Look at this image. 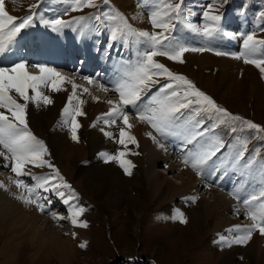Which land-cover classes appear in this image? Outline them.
<instances>
[{"label": "rangeland", "instance_id": "374dc122", "mask_svg": "<svg viewBox=\"0 0 264 264\" xmlns=\"http://www.w3.org/2000/svg\"><path fill=\"white\" fill-rule=\"evenodd\" d=\"M143 1L145 2L144 6L141 5ZM15 2L21 7L15 15L17 17L28 15L29 6L37 3L39 4V7L33 9L34 12L36 11V17L33 23H42V20H53L56 18L72 21L74 17L81 16L85 18L82 22L95 20L96 23L95 16L99 15L102 20L99 21L100 24H95V27L106 38H112V31L114 28L117 26L122 27L119 21H110L107 19L108 15L114 14V10H118L122 13L123 16L127 18L132 28L137 31H158V29L152 28L149 20V15L152 10L151 0H108L107 4L104 3V0H97L96 8H84L82 11L76 12L68 10L69 3H66L65 6L68 8L67 12L64 7L54 3L53 7L55 10L61 7L58 9L60 13H53L48 16V12L46 11L48 7L45 8L48 4V0H15ZM176 2H179V0H176ZM241 3L244 7L238 8ZM209 4L212 5L215 14L221 15V27L224 24L223 29L228 34V36H223L228 38V41H222L216 44L217 40L213 36L211 38H205L198 33H193L184 25L177 24L175 31L172 33V36L177 41L192 47H205L211 50L202 53L186 52L183 56V63L170 61L165 57H156V59L160 63L165 64V66L174 73L186 76L197 88L210 96L220 107L225 108L233 115L240 116L245 120H250L264 127V76H262L260 71L252 64H245L243 60H236L230 56H218L215 54V51L232 53L242 50L243 37L254 30H251V27L259 28V23H257L259 17L254 16V13L255 11L260 15L264 13V0L185 1L183 3V13L186 21L197 26L203 25L205 23L203 13ZM225 11L230 13L225 15L221 14ZM105 13L107 14L105 15ZM230 19L237 25L242 23L238 26L241 29L239 28L238 31L235 29L236 27L230 29L229 25L232 26L233 24L227 23L230 22ZM245 20L249 25H247V29L243 26L245 25L243 24ZM74 23L75 22L71 25ZM43 30L45 29L43 28ZM261 34L264 36V29H262ZM256 36L258 37V34H256ZM209 40H211V44H209ZM115 41H117V43L114 42L113 46L122 43L128 47L130 52L136 55L148 49V45L143 42V38L138 42L137 37L128 35L126 32L125 34H119ZM91 42L95 43L91 48H94V46L95 48L98 47V49L96 48L95 50L98 51V56H102L105 51L104 43L106 41L101 40V36L99 35L89 36L85 42L86 48H88ZM111 43L112 40H108L107 47ZM119 48L121 50H119ZM119 48L113 51L118 53L120 58L124 57L125 60L127 58V60L133 58L129 56V52L124 50L121 45H119ZM108 54L110 56V53ZM12 57L13 54L8 43L6 50L0 53V67H11L14 64ZM135 61H137V59H135ZM110 63L112 64L111 61ZM114 65L123 70L120 61H114ZM34 66H29L27 70L38 72V69ZM52 68L56 69V67ZM96 72L97 71L93 69L91 74L90 72L86 73V77L91 78V75L94 76ZM59 73L70 77L75 76L69 72ZM101 78H104L103 80L105 83L109 81L113 82V84L120 79L119 77H114L113 80H110V76L107 75H103ZM157 79H159L160 83L152 86V88L154 87L152 90L153 94L167 82L165 78ZM82 80L85 81L84 78ZM93 80L98 83L102 81L97 78H93ZM76 83L83 84L80 81ZM78 86V89L86 88V85ZM63 88L65 90L60 92H53L50 88L42 89L45 95H48L53 101L52 104L54 105L55 117L53 122H50V120L45 117H39L40 119L38 118L36 122L32 121L29 107L27 108V119L33 134L38 139L43 140L48 148L49 155L46 156L45 159L50 160V162L59 169L60 174L77 193L78 199H74L70 203L78 205L86 210L79 219L81 221H87L88 227H73L71 222L67 219L69 205L65 204L55 193H43L41 190V195L46 197L50 196L48 197L50 204L46 201V207L48 205L50 208H48L47 212L42 213L39 211L40 215H42V220L38 221V226L40 224L43 225L40 230L48 239L52 237L59 238L62 234L60 240L70 246L65 252V257L57 258L52 255L45 258L44 252L42 250L40 251L38 247L34 249L31 241L24 237L25 230H22V232L20 231V233L23 234L13 239L10 225L13 226V223H19V220L16 219L17 214H6V212L5 214H0V252L6 241L9 240L10 244L7 252L0 254V264H264L263 255L259 254L258 260H256L251 258L250 253H247L246 249H248L250 241L246 245L232 244L231 247L226 246V242L242 234L239 232H230L228 229L236 224L248 225L243 222L247 219H234L232 224L222 226L221 228L215 225L214 220H211L212 222L210 223H206V225L202 222L195 223L190 214H197L196 210L199 208L200 204L204 203L203 197H208L205 192L207 190L206 187H199L198 191H196L198 195L186 197L178 195V192L171 189L172 183H177L178 180L173 177V174L167 175L166 168H168V163L176 162V164H184L182 162L183 153L187 154V150L185 152L182 151V153L179 152V154L177 153L179 150L176 151V149H180V146H183V142L179 138L171 136L161 137L155 134L158 136V142L164 145V150L170 154V156L168 157V163L162 165L158 164L157 171L159 174H162V176L157 180L156 189L154 188V190H151L146 177L147 172L145 169L147 164L145 163L144 168L143 166L141 168L137 160L139 157L144 158L148 151H142V156L129 154L131 156L129 160L132 161L135 167L131 169V175H126L116 162L105 163L104 158L100 155L102 152L115 154L116 152L112 151V148L115 147L113 146L114 143L123 150V146L117 143L119 139L118 132L115 134L113 133V138L107 137V141L91 148L89 142L91 138L90 135L92 134L91 129L93 123L97 121V117L101 115H95V112L90 111V109L85 113V96L81 94H79V97L84 101L81 108L85 115L77 117V121L81 125L77 130V135L79 137L78 142L72 140L70 127L62 123L63 118L61 116L63 108L68 103V96L71 94L72 87L68 88L67 83H65L63 84ZM113 88L114 87H107L108 91L102 90L106 95H109V97L104 98L105 104L108 106H111V104L107 103V101L115 98L116 101L114 102H117L119 99L115 92H109V90ZM61 94H64L66 100H61ZM151 96L152 95H149L147 97L146 102ZM143 102V104H139L141 110L146 104L145 100ZM75 104H77V101L73 100V105ZM128 109V113L131 114H128L129 119H135L137 109L132 106H129ZM44 112L47 113V110ZM106 112H108L107 109L104 113ZM102 122V120L97 121L95 128H100ZM208 123L210 124L211 121H208ZM236 127L238 129L236 133H232L223 125L215 130L216 134L223 139L227 146L222 149V155H226L222 158V161H220L219 164H216V161L213 163L214 168L218 165L223 169L227 181L229 180L227 186H230L232 184L231 181L235 180V187H228L223 190L222 187L224 186L222 183L225 182L222 181V179H224V176L221 178L217 176L208 178L207 184L210 185V183L212 184L213 182L212 187L222 189V191H219L223 193L228 192L227 194H230V197L226 196L238 204L240 208H244L242 200L247 198L250 194L258 193L261 188H264V139L260 138L264 136V133H257L255 130H249L247 128L241 130L242 126L238 122ZM57 140L61 141L62 146L66 143L67 147L62 153L59 152V147L55 145L57 144ZM179 140L181 141L180 144L177 142ZM244 141H247V151L245 153L246 161L251 159L254 161L253 165L255 164V168L251 166L253 169L250 170V172L247 171L249 168L243 167L246 161H242L240 164H234L236 152L238 150H243ZM128 146L130 147V145ZM187 147L188 149H192L193 146L188 145ZM0 150H3L2 147H0ZM130 150L132 152H137L133 151L131 148ZM257 162L261 163V169L256 166ZM97 166L100 167V169H97ZM109 168H113L116 173ZM6 169L11 172L10 166L4 167V162L0 163V172ZM101 169L102 171H100ZM28 170L41 176L49 174L52 171L47 167L34 168L31 165L28 166ZM243 170L245 172L241 174ZM87 173H94V176L97 177L96 181L99 182L98 184H102L106 182V180L116 177V175L117 177L120 176V182L112 185V193L109 195L105 187H90L89 184H87ZM193 173L197 175L194 170ZM197 176H200L201 180L205 179L204 174ZM165 177H169L168 186H165L166 188L164 191H160L159 184ZM10 178H15L12 172L10 174L0 173V179L7 180L18 189ZM22 179H25V182L28 183L31 182L32 178L22 177ZM1 183L4 185V182ZM29 185L33 186L34 183ZM62 190L65 191L67 195V190ZM233 193L239 195L241 199L239 201L235 199ZM193 196L198 197L195 202L189 199ZM60 208L61 210L59 213H61L65 219L55 220L52 225L46 223L49 227L46 228L43 216L45 215L47 217L49 214H57L58 212H53V210H58ZM177 209L184 214L187 223H181L178 219L172 218ZM221 216L225 218V215L222 213ZM58 229H61L60 235ZM76 230L79 235L73 238L70 235ZM257 232L253 233V237ZM221 236L225 238V241H221ZM81 243H86V247L81 248L79 246ZM136 254L142 256L138 263L127 261L124 258ZM229 260H231L230 263H227Z\"/></svg>", "mask_w": 264, "mask_h": 264}, {"label": "snow or ice", "instance_id": "6c2138e0", "mask_svg": "<svg viewBox=\"0 0 264 264\" xmlns=\"http://www.w3.org/2000/svg\"><path fill=\"white\" fill-rule=\"evenodd\" d=\"M15 3V0H13ZM69 9L73 12L82 11L84 8H96L97 0H68ZM107 4L108 0H104ZM183 0H151V12L149 20L153 29L158 31H137L128 23L127 18L118 10H114L113 15H108L110 21H119L121 26H117L112 31V39L116 40L119 34L134 35L138 42L143 38V42L148 45V49L138 54L137 61L130 65L124 71L120 79L115 84L113 91L118 95L119 101H107L112 107L101 116L97 117V121H103L106 125H115L117 121H121L119 128V139L117 143L123 146V150L115 154L102 152L100 155L104 158L105 163L116 162L123 169L126 175H131V169L135 167L131 160L126 157L138 155L132 152L128 145H138V141L131 134L132 124L129 122V115L125 109L132 106L137 109L136 118L150 125L156 134L161 137H176L183 142V146L187 149L188 145H192V149H187V154L182 157L183 163L190 166L197 175H201L203 168L214 157L221 152L227 145L223 139L216 134L215 130L220 126H226L232 133L237 132V122L243 128L255 130L257 133H264V127L244 118L233 115L225 108L220 107L216 102L182 74L171 71L165 64L160 63L156 57H165L170 61L183 63V56L186 52H204L205 47H192L185 43L177 41L172 33L175 31L177 24L184 25L193 33H198L205 38L212 37L215 33L221 31L220 21L221 15L215 14L212 5H207L203 13L205 23L197 26L188 23L182 10ZM39 7V4L29 6V14L23 17L11 15L6 9L5 0H0V53L6 50L8 43L22 32V30L32 26L36 13L33 9ZM67 11V10H66ZM264 18V13H261ZM85 19L83 16L74 17L72 21L64 19L42 20L47 26L54 31H60L69 27L73 22L79 23ZM95 19L99 20L100 16L96 15ZM231 35V34H229ZM234 38V37H233ZM218 56H230L236 60H243L245 64L254 65L264 76V39L257 38L256 34L250 33L243 37V48L239 52H221L215 51ZM29 65L25 62L13 64L11 67H0V157L6 162L4 167H9L14 174L12 182L15 186L23 191L17 196L25 204L35 205L40 212H45L46 201L48 197L41 195L43 193H55L65 204L69 205L67 219L73 227L87 228V221H81L80 216L86 211L78 205L71 204L74 199H78V195L72 186L65 180L57 169L48 159V148L43 140L38 139L31 131L27 119V108L29 102H35L39 107L41 103L44 105L52 104V99L45 95L42 89L50 88L53 92L64 91L63 84H71L72 91L68 96V103L62 110V123L68 125L71 131L73 141L79 140L77 130L81 127L77 121L78 116L85 115L81 105L84 101L80 99L77 92L78 85L74 80L61 75L53 68H49L42 64L34 67L38 69V73L34 74L27 70ZM157 78H165L164 83L159 90L152 95L143 109L139 108L148 92L151 91L153 85L159 84ZM89 84L94 83L90 77H84ZM103 91H108L103 85H99ZM82 92L89 93L88 88H83ZM31 93V94H30ZM90 94V93H89ZM93 99H97L93 97ZM23 102H20V101ZM73 100L77 104L73 105ZM187 111V114H186ZM208 121H211L209 124ZM93 123V127H95ZM103 131V129H102ZM105 136L113 138V133L104 132ZM147 135L156 143V136L152 132ZM264 139V136L260 137ZM164 147L163 144L159 145ZM247 151V141L243 142V150H238L234 157V164H240L244 160ZM254 163L249 159L244 162V168H250ZM34 168L47 167L51 169V173L43 176L37 175L28 170V166ZM22 177H31L36 181L35 185L30 186ZM0 187H4L0 183ZM67 190V195L65 191ZM238 201L241 199L239 195L233 193ZM195 202L198 197H190ZM50 203V201H48ZM259 202V203H256ZM245 209V219L251 220L249 225L236 224L228 229L230 232L242 233L231 241L226 242V246L231 247L232 244L246 245L253 237L254 232L264 235V188L258 193L250 194L242 200ZM239 214L240 208L235 209ZM54 219L63 220L65 217L53 213ZM173 219H178L181 223H187L184 214L179 210H175ZM75 237V233L72 234ZM221 241L225 238L221 236ZM81 248L86 247V243L79 245Z\"/></svg>", "mask_w": 264, "mask_h": 264}, {"label": "bare ground", "instance_id": "6f19581e", "mask_svg": "<svg viewBox=\"0 0 264 264\" xmlns=\"http://www.w3.org/2000/svg\"><path fill=\"white\" fill-rule=\"evenodd\" d=\"M5 5H6V9L9 11V13L11 15H14V16L16 15L18 9L20 10V8H21L18 3H16V2L13 3V0H5ZM92 44L95 45L94 42H91V44L88 46L87 49L90 50L91 47L93 46ZM113 47H116L115 50H117L119 48V44H116ZM96 48L98 49V47H96ZM96 48L94 46V50ZM108 50H109V46H108L107 51ZM119 50H121V49L119 48ZM124 56H126V55H124ZM29 72L34 73V74L38 73L37 71H34V72L29 71ZM61 75H63V74H61ZM74 75H75L74 77H70L68 75L67 76L63 75V76L74 80L75 83L77 81H80L83 84H80V83H76V84L77 85H83V86L86 85L85 87L89 89L90 94L82 92V89H77L78 94L85 96V101H86V106L84 107L85 113L87 111H89V109H90V111L95 112V115L97 114V116H98V115L104 114V111L106 109H107V111H109L110 108L112 107V105L111 106L106 105L105 99H104L105 97H109V95H106L104 92H102V90L99 87V85H103L104 87H106V85H104V84H107V82L106 83L104 82V80H103L104 78H101V77L97 78V79L102 80L99 83H104V84H99L97 81H94V80H93L94 83L89 84L87 82V80H85V81L82 80L84 77H82V79H81L80 77H77L76 74H74ZM85 77H86V75H85ZM94 79H96V78H94ZM67 85H68V88L72 87L71 84H67ZM109 92H114V91H113V89H111V90H109ZM149 95H153V94H149ZM93 97H96L97 99L94 100ZM60 98L63 101L66 100L64 94H61ZM142 98L145 99V96ZM111 101H116V99L113 98V99H111ZM118 101H119V99L117 100V102ZM20 102H23V101L21 100ZM96 102H97V104H96ZM28 107L31 111L32 121L36 122L39 117L40 118L45 117L46 119L50 120V122L54 121L55 117H54V105L53 104L44 105L43 103H41L40 106L37 107L35 102H29ZM45 110H47V113L44 112ZM34 114H35V117H34ZM129 122L132 124V128L130 129V132L132 135H134L136 137L139 146L137 147L136 145L129 144L130 147L129 146L128 147H129V149L131 148L133 151H137L139 153L138 154L139 156L140 155L142 156V151L143 152L148 151L146 156L144 155L145 156L144 158L139 157V158H137V160H138L139 166H141V168H142V166L144 168L145 163L147 164V167L145 170H146L148 175L146 174V177H147L150 189L154 190V188L156 189L155 186L157 185L158 178H160L162 176V174H159L157 171L158 164L162 165L164 163H168V157L170 156V154H168L164 150V147L163 148L159 147V144H160L159 142L158 143L154 142L147 135L148 132H152L153 135L156 134L154 132V130L150 127V125H148L147 123L139 121L137 118H135V119L131 118V119H129ZM95 125H97V123H95ZM121 126H123V125H122V122L119 120L117 121V124H115V125H106V124H104V122H102L100 128H97V127L95 128V127L91 126L92 127V129H91L92 134L90 135L91 138L89 141L91 148H93L95 145H98L100 143H104L105 141H107L108 136H105L104 132H111L114 134L116 132L119 133V128ZM102 129H103V131H102ZM157 137L158 136H156V139H158ZM177 142L179 144L181 143L180 140ZM57 144H55V145L59 147L60 153H62L67 147L66 143L62 146V143L60 140H57ZM56 146H55V148H56ZM113 146H115L114 148L116 149L115 150L114 148H112L113 152H118V150H122L121 147H119L116 143H114ZM180 148H181V151H184V152L188 149V147H187V149H185L184 146H180ZM184 155H186V154L183 153V156ZM225 156L226 155H222V150H221V152L217 154V157L213 158V161L214 162L216 161V164L217 163L219 164V162L222 161V158H224ZM130 157L131 156L128 155L126 158L131 159ZM244 161H246L245 157H244L243 162ZM2 162H4V164L6 163L3 160V158L0 157V163H2ZM214 162L210 161L207 165H205L201 175L204 174L206 178H214L216 176L221 178L222 176H224L223 177L224 179H222V181H224L225 183H222V185H224V184L227 185V182L229 180L227 181L226 175H225V173H223V169L220 168L218 165L214 168V165H213ZM168 164H169L168 168H166L167 175L173 174V177H175L178 180L177 183H172L171 189H174V191L178 192L179 193L178 195H181L182 197H186V196H190V195H198L196 191H198L199 187L205 186L207 189L205 192H206V195H208V197L204 196L203 197L204 203L200 204L201 207L199 206V208L197 210L195 209L197 211V214H195V213L190 214L195 223H201L202 222V223H204V225H206V223H210V222H212L211 220H214L215 225L218 228H221L222 226H228L229 224H232V221L234 219H237V218L245 219L244 218V216H245L244 209H241L238 204H236L232 199L227 197L230 195V194L229 195L227 194L228 192L227 193L221 192L222 189L224 190L226 188L222 187V189H216V188L212 187L213 182H212V184L210 183V185L207 184L208 181H205V179L201 180L200 176L198 177L197 175H195L193 173V169L190 166H186L185 164H176V162L175 163H168ZM252 166L254 167L255 164L254 165L252 164ZM256 166L260 168L261 163L257 162ZM97 169H100V167L97 166ZM109 169L113 170V168H109ZM252 169L253 168L250 167L249 169H247V171L250 172V170H252ZM100 171H102V169ZM0 173L10 174L11 172H9L6 169V170H2ZM114 173H116V172L114 171ZM119 178H120V176L117 177V175H116V177H114V178L112 177V179L106 180V182H104L102 184H98L99 182L96 181L97 177L94 176V173H91V174L87 173V184H89L90 187H94V188L105 187V189H107V191H108V194L111 195L112 185H115V183L118 184L120 182ZM168 178L165 177L163 179V181L160 182V184H159L160 191L161 190L164 191L166 188L165 186H168ZM26 181H28V180H26ZM1 182H4V187H0V197H1L0 198V214H5L6 212H7L6 214H15V215L17 214L16 219L19 220V223H13L14 224L13 226L10 225V231L12 233V238L13 239L17 238L18 236L23 234V233H20V231L22 232V230H25L26 232L24 234L25 235L24 237L27 240L31 241L34 249L36 247H38L40 249V251L42 250L44 252L45 258H48V256H52V255L56 256L57 258H64L65 252L69 249L70 246H68L67 244H65L64 242H62L60 240V237L62 236V234L60 233L61 229H58L59 235L61 234V236L59 238L58 237H52V238L48 239L46 236H44V234L40 230V228L43 225L40 224L38 226V223H39L38 221L42 220L41 219L42 215H40L39 210L34 205L25 204L22 200L17 198V196L22 192L21 189H19V188H18L19 190L16 189L7 180L0 179V183ZM218 183H219V181H218ZM219 190H221V191H219ZM47 197H50V196H47ZM61 207H62V205H61ZM237 207H239L241 209L239 214H237L235 211V209ZM46 208L47 209L45 210V212H47L48 208H50V207L47 205ZM60 210H61V208L58 210H53V212H58L57 214L59 216H63L61 213H59ZM221 213L225 215V218L221 216ZM228 214H229V216H228ZM232 214H234V215H232ZM200 215L202 218L200 217ZM43 219H44L46 228H49L48 224H46V223H50L52 225L54 223L53 221L60 220V219H54L53 215H50V214L47 217L44 215ZM249 221H251V220L247 219L246 221L244 220L243 222H245V224L249 225V224H251V222H249ZM55 223H57V222H55ZM59 224H61V223H59ZM73 233H75V236L79 235L77 230ZM72 234L70 236L73 237ZM9 244H10L9 240L6 241L3 248L1 249L2 251L0 252V254H2L3 252L4 253L7 252ZM246 251H247V253L251 254V258H254L256 260H258L259 254L263 255V257H264V235H261V234H259V232H257L255 234V236L250 240V244L248 246V249H246ZM224 259H226V258H224ZM230 261L231 260H229L227 263H230ZM225 263H226V261H225Z\"/></svg>", "mask_w": 264, "mask_h": 264}]
</instances>
